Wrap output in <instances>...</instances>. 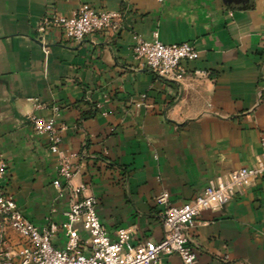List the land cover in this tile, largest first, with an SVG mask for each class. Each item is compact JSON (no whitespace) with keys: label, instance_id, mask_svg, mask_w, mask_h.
Instances as JSON below:
<instances>
[{"label":"crops","instance_id":"obj_1","mask_svg":"<svg viewBox=\"0 0 264 264\" xmlns=\"http://www.w3.org/2000/svg\"><path fill=\"white\" fill-rule=\"evenodd\" d=\"M84 3L119 12L115 32L64 43L36 26L48 11L69 16ZM158 32L164 44L189 42L199 56L179 81L157 77L131 51L137 37ZM264 0H0V157L5 190L35 226L60 222L69 197L58 193L57 156L28 120L65 125L60 151L81 168L71 180L96 199L111 237H163L166 192L181 205L208 181L256 165L264 153ZM146 94L145 106H136ZM46 108L35 110L32 100ZM80 236L87 235L80 230ZM11 249L21 246L12 231ZM63 247L61 233L53 241ZM198 264H264V178L228 203L203 211L190 234ZM18 264V260H14ZM160 264H180L174 255Z\"/></svg>","mask_w":264,"mask_h":264},{"label":"built area","instance_id":"obj_2","mask_svg":"<svg viewBox=\"0 0 264 264\" xmlns=\"http://www.w3.org/2000/svg\"><path fill=\"white\" fill-rule=\"evenodd\" d=\"M119 12L107 11L84 3L69 16L48 11L36 26L37 41L44 55L47 54V34L55 32L64 43H77L98 33L115 32L121 22ZM264 41V37H263ZM134 58L157 77L179 81L185 73L184 62L198 58V50L189 42L164 44L158 32H152L150 40L137 37L131 48ZM146 94L140 95L136 106H145ZM35 110L47 107L34 99ZM53 116L45 119L28 116L33 130L46 135L49 150L57 156L56 178L51 184L58 193H67L69 203L60 222L48 221L43 227L32 224L19 210L14 199L5 190L7 165L0 157V264H160L163 256L174 255L180 264H198L190 234L195 219L206 210H216L228 203L258 177L264 178V153L259 155L256 165L231 171L224 177L208 181L203 191L182 203L173 205L168 194L161 192L154 197L161 208L163 237L157 242L143 240L134 242L132 231L119 228L111 237L96 213V199L83 195V186H72L71 180L81 168L73 163L75 155L60 151L61 134L65 125L57 126L55 116L59 107H52ZM80 230L87 235L80 236ZM17 235L21 246L11 249L6 234ZM64 238L63 247L54 245L56 235ZM230 264L227 256L223 259Z\"/></svg>","mask_w":264,"mask_h":264}]
</instances>
